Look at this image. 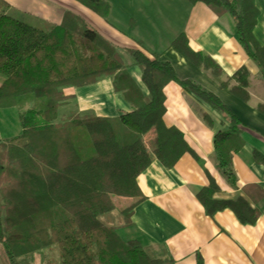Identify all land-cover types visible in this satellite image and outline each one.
I'll list each match as a JSON object with an SVG mask.
<instances>
[{"label":"trees","instance_id":"obj_1","mask_svg":"<svg viewBox=\"0 0 264 264\" xmlns=\"http://www.w3.org/2000/svg\"><path fill=\"white\" fill-rule=\"evenodd\" d=\"M75 1L103 20L109 14L105 0ZM186 1L203 3L217 16H231L237 42L264 85V49L250 32L257 17L253 0ZM8 8L0 0V108L18 110L20 133L0 139V262L19 264V257L54 244L58 264H172L170 258L149 257L137 241L123 240L114 225L101 220L116 210L123 228L144 199L135 178L152 160L143 141L150 129L164 167L171 168L184 153L197 159L183 135L163 124V87L176 82L227 124L212 137V163L231 188L236 180L230 162L243 146L241 123L212 93L193 81L177 80L167 62L127 49L140 68L147 90L143 96L117 48L76 14L64 12L59 25L42 30L8 16ZM170 46L208 73L219 88L244 103L250 100L244 67L221 81V68L209 56L188 48L185 35L178 34ZM103 77L111 78L112 90L121 94L130 112L113 118L71 112L57 120L59 107L70 98L63 94L64 88L89 85ZM255 108L264 116V92ZM200 115L211 126L205 113ZM252 158L264 166L263 155L253 151ZM207 177L208 185L196 193L205 213L210 216L228 208L239 222L253 225L258 211L243 197L214 199L218 187ZM196 264H202L199 257Z\"/></svg>","mask_w":264,"mask_h":264},{"label":"crops","instance_id":"obj_2","mask_svg":"<svg viewBox=\"0 0 264 264\" xmlns=\"http://www.w3.org/2000/svg\"><path fill=\"white\" fill-rule=\"evenodd\" d=\"M4 1L9 5L8 16L42 30L59 25L64 12L76 14L115 46L121 58H127L124 65L128 76L143 96L147 90L141 82L140 68L132 63L127 49L140 50L149 57L156 55L171 66L177 80L193 81L230 109L241 123L239 136L243 142L230 162L235 188L227 185L212 163V137L227 124L176 82L163 87V124L183 135L197 159L184 153L171 168H166L154 130L145 133L143 141L152 160L135 178L144 199L133 208L130 224L123 228L114 225L115 232L123 240L137 241L149 257L170 258L172 264H196L198 257L202 264H264V166L252 158L253 151L264 156V116L255 110L262 102L264 85L256 79L257 68L237 42L231 16H217L203 3L186 0H107L111 8L106 20L75 0ZM253 6L257 17L250 32L264 49V0H253ZM178 34L185 35L188 48L209 56L221 68V81L244 67L249 73L250 100L244 103L234 98L228 90L219 88L208 73L171 48ZM111 82L110 77H103L89 85L64 88L63 94L70 98L59 107L57 120L71 112L109 118L130 112V105L112 90ZM201 112L211 126L202 120ZM208 175L218 187L214 199L226 202L243 197L258 211L253 225L239 222L228 208L210 216L205 213L196 193L208 185ZM54 254L52 249L44 248L27 258L28 255L19 257L18 263L45 264Z\"/></svg>","mask_w":264,"mask_h":264},{"label":"rangeland","instance_id":"obj_3","mask_svg":"<svg viewBox=\"0 0 264 264\" xmlns=\"http://www.w3.org/2000/svg\"><path fill=\"white\" fill-rule=\"evenodd\" d=\"M105 1H107V0H105ZM107 2L110 4L109 1H107ZM120 2H121V0H120ZM110 8H111V5H110ZM130 14H132L131 16H133V18H134L135 15L133 13H130ZM126 59H127L126 57L122 56V58H121L122 62L121 63L125 64L124 62H126ZM17 118H18V114H17L16 108H14V107L0 108V139H9V138L17 136L20 133L19 132L20 131V124H19V119H17ZM101 220H103L104 222H106L110 225H117V224H120L121 217L118 215L116 210H114L110 214L103 216ZM116 230H117V228H116ZM47 248L53 250V252L55 253L54 257L57 255V251H56L54 244H52L50 247H47ZM29 256L30 255L26 256V258ZM54 257H50L47 260L48 262L45 264H58V261H57L58 259L54 258Z\"/></svg>","mask_w":264,"mask_h":264}]
</instances>
